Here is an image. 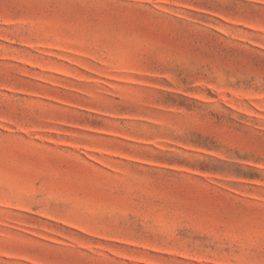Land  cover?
<instances>
[{
  "label": "rangeland",
  "instance_id": "374dc122",
  "mask_svg": "<svg viewBox=\"0 0 264 264\" xmlns=\"http://www.w3.org/2000/svg\"><path fill=\"white\" fill-rule=\"evenodd\" d=\"M0 264H264V0H0Z\"/></svg>",
  "mask_w": 264,
  "mask_h": 264
}]
</instances>
